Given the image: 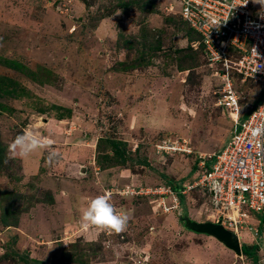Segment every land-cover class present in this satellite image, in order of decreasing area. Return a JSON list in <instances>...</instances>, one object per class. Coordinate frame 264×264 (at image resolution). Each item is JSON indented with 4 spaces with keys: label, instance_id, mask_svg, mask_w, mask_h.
Masks as SVG:
<instances>
[{
    "label": "rangeland",
    "instance_id": "rangeland-1",
    "mask_svg": "<svg viewBox=\"0 0 264 264\" xmlns=\"http://www.w3.org/2000/svg\"><path fill=\"white\" fill-rule=\"evenodd\" d=\"M89 1L94 14L99 9L109 16L91 19L83 0H0V53L23 58L30 66L46 65L54 73L53 84L27 82L36 95L33 103L28 98L9 100L14 111L0 115L1 137H7L8 146L28 131L52 142L49 149L15 157L7 173L0 174V264H24L19 261L23 255L43 264H82L65 262L62 254L72 243L88 242H100L103 255L84 264H254L215 238L184 227L180 213L215 222L205 187H186L184 202L180 198L177 210L164 214L156 212L158 205L147 190L135 192L146 184L166 185L163 174L175 180L191 172L196 176L206 169L200 163L209 162L208 155L231 141L234 121L216 104L219 78L211 75L205 55L197 66L178 67L187 57L189 41L184 29L166 19L181 16L182 0H155L151 13L136 5L112 11L117 0ZM144 26L161 40L151 64L115 71L118 62L136 57L118 48L119 34L139 37ZM251 83L239 86L242 109L258 107L264 99L263 89ZM43 104L61 109L40 114L36 110ZM65 108L71 116L58 119L57 112ZM106 137L125 142L128 155L145 158L150 166L101 168L98 145ZM176 141L191 150L170 155L157 150L158 144ZM100 148L105 149L103 144ZM50 151L58 154L51 160ZM98 195L108 196L118 213L129 214L124 232L82 220ZM8 208L10 217H18L17 225L2 222ZM252 215L251 225L262 228L264 211ZM247 227L240 230L241 243L257 241ZM261 233L263 262L264 229Z\"/></svg>",
    "mask_w": 264,
    "mask_h": 264
},
{
    "label": "built area",
    "instance_id": "built-area-1",
    "mask_svg": "<svg viewBox=\"0 0 264 264\" xmlns=\"http://www.w3.org/2000/svg\"><path fill=\"white\" fill-rule=\"evenodd\" d=\"M243 3L245 0H182L181 3V16L201 36L191 43L192 47L203 46L211 75L219 78L214 92L216 104L227 109L234 121L231 141L220 152L208 155L210 168L207 161L200 163L206 169L187 187L206 188L216 214L215 222L220 220L238 236L248 226L246 232L258 236L260 230L251 225V217L253 212L264 211V141L254 140L252 130L264 123V99L253 110L242 109L243 91L239 86L251 81L264 94V11L252 0ZM256 53L260 68L255 72ZM181 145L186 143L164 142L157 145V150L169 155L191 150ZM141 190H147L160 214L180 206V192L170 185L134 191L140 194Z\"/></svg>",
    "mask_w": 264,
    "mask_h": 264
},
{
    "label": "trees",
    "instance_id": "trees-1",
    "mask_svg": "<svg viewBox=\"0 0 264 264\" xmlns=\"http://www.w3.org/2000/svg\"><path fill=\"white\" fill-rule=\"evenodd\" d=\"M88 11L91 19H95L97 21H101L102 19L109 16L108 12H102L98 9L96 14L92 5V2L89 0H83ZM155 0H117L116 3L113 5V10L116 9H124L130 10L131 7L136 5L143 13H151L153 12V6L155 4ZM93 8V10H92ZM167 22L173 24L178 27V29L182 28L185 30L184 35L187 37L189 41V52L184 56H187L186 59H183V64H179V69L185 70L188 67L197 66L199 63L200 55L203 57L205 55L203 46H200L199 49H195L192 47L191 43L195 40H199L201 38L200 34L187 22L183 19L182 16L174 17L171 16L166 19ZM86 27V24L84 28ZM141 35L139 37L132 36H125L124 33L119 34V38L117 40L118 48L124 49L128 51V55L131 56L132 52L136 53V57L128 58L126 61H120L116 64L113 69L117 72H131L137 67H144L146 65H150L152 59L155 57L153 54L156 53L157 50L161 48V40L157 38V34L153 32L152 29L144 26L141 31ZM186 51V49H183ZM182 52V50H180ZM204 62L206 60L203 58ZM53 71L49 70L46 65L39 64L36 67L30 66L23 58L20 57H10L7 55H3L0 53V115L3 114L4 110L14 111V108L8 105V101L12 99H22L28 98L32 99L36 97L33 90L27 86V82H31L32 84H53ZM253 84V83H251ZM254 85V84H253ZM32 102V100H31ZM33 103V102H32ZM255 103V101H254ZM257 107V104H253V107L250 110H253ZM54 109H61L55 104H49L43 106H38L37 110L40 114H52ZM67 110L57 112L58 119H64L71 116V109L65 108ZM245 117V116H244ZM6 138V139H5ZM1 137L0 131V174L2 172L7 173L6 167L7 165L10 167V164L15 161V158H10L9 151H8V143L7 137ZM104 139V140H102ZM102 140V141H101ZM101 144L105 149H101ZM108 149L109 151L104 150ZM99 156L97 157V162L101 168L112 169L118 166H123L124 168H131L134 164H142L150 166L149 162L145 158H138L134 159L130 155H128L127 144L123 141H120L115 138L106 137L101 138L100 143L98 145ZM104 153V154H103ZM129 161L131 164L128 166ZM9 162H11L9 164ZM208 162V161H207ZM195 163L193 169L196 171L199 166ZM212 165L211 160H209L207 166L210 168ZM194 172H191L188 178H181L179 180L170 179L168 176L163 174L165 179V184L170 185L176 191L180 192V198H182V202H184V194L181 193L187 187V183L185 182L187 179L189 183H193L195 179H198V174L196 176L193 175ZM147 186H158L156 185H148ZM144 196H138V199H141ZM11 205L9 206V208ZM7 209L2 216V222L8 226L17 225L18 217L15 218L10 217L12 213L11 209ZM260 225L264 227V220L260 222ZM259 228L260 232L259 235L256 236L257 241H253L251 243L243 242L242 244V253L246 257L249 262L254 264H264L261 262L262 253H261V246L259 244V239H262L264 228ZM87 244L89 248H86L85 245L80 244H73L71 248H64V252L62 254V259L65 262L70 263H86L91 256H101L103 255V245L95 242L91 243H84ZM89 249V250H87ZM19 261L23 262L24 264H43L37 259H30L29 256L23 255L19 256Z\"/></svg>",
    "mask_w": 264,
    "mask_h": 264
},
{
    "label": "clouds",
    "instance_id": "clouds-1",
    "mask_svg": "<svg viewBox=\"0 0 264 264\" xmlns=\"http://www.w3.org/2000/svg\"><path fill=\"white\" fill-rule=\"evenodd\" d=\"M247 2L248 0H245V3L243 4H247ZM252 2L259 4L261 10L264 11V0H252ZM257 56L258 54L256 53V60ZM259 68L260 64L257 60L255 72ZM252 138L258 141H264V123L257 125L252 130ZM51 144L52 142L50 140L39 137L33 132L28 131L16 136L14 141L9 145L8 151L10 158H15L17 156L26 157L38 149H49ZM57 155L58 154L55 151H50L49 159L51 160ZM82 220L91 226L119 234L124 232L128 227L130 216L128 213H118L113 204L110 203L108 196L98 195L88 203L86 210L82 214Z\"/></svg>",
    "mask_w": 264,
    "mask_h": 264
},
{
    "label": "water",
    "instance_id": "water-1",
    "mask_svg": "<svg viewBox=\"0 0 264 264\" xmlns=\"http://www.w3.org/2000/svg\"><path fill=\"white\" fill-rule=\"evenodd\" d=\"M180 220L184 223V227L187 230L199 234H207L234 251L238 256L243 255L239 236L234 231L224 227L220 220L217 222L211 220L197 221L192 219L187 213L185 215L180 213Z\"/></svg>",
    "mask_w": 264,
    "mask_h": 264
},
{
    "label": "crops",
    "instance_id": "crops-1",
    "mask_svg": "<svg viewBox=\"0 0 264 264\" xmlns=\"http://www.w3.org/2000/svg\"><path fill=\"white\" fill-rule=\"evenodd\" d=\"M222 150H223V149H222ZM220 151H221V150H220ZM220 151H219V152H220Z\"/></svg>",
    "mask_w": 264,
    "mask_h": 264
}]
</instances>
